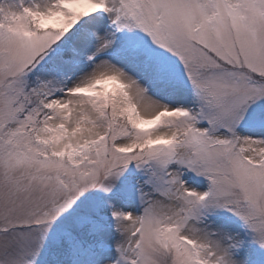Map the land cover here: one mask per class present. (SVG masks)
<instances>
[{"label": "snow or ice", "instance_id": "1", "mask_svg": "<svg viewBox=\"0 0 264 264\" xmlns=\"http://www.w3.org/2000/svg\"><path fill=\"white\" fill-rule=\"evenodd\" d=\"M0 264H264V0H0Z\"/></svg>", "mask_w": 264, "mask_h": 264}]
</instances>
